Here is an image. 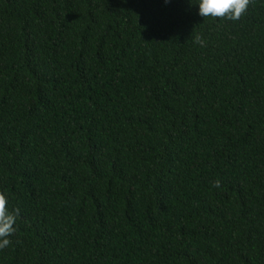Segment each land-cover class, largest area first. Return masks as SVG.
I'll return each mask as SVG.
<instances>
[{
  "label": "trees",
  "instance_id": "obj_1",
  "mask_svg": "<svg viewBox=\"0 0 264 264\" xmlns=\"http://www.w3.org/2000/svg\"><path fill=\"white\" fill-rule=\"evenodd\" d=\"M0 192V264H264V0H0Z\"/></svg>",
  "mask_w": 264,
  "mask_h": 264
},
{
  "label": "clouds",
  "instance_id": "obj_2",
  "mask_svg": "<svg viewBox=\"0 0 264 264\" xmlns=\"http://www.w3.org/2000/svg\"><path fill=\"white\" fill-rule=\"evenodd\" d=\"M188 3L196 6V14L202 18L223 17L235 21L246 11L249 0H188ZM195 40L202 43L199 36ZM214 186L219 187V181H215ZM17 215V210H11L7 206V193L0 192V249L9 245Z\"/></svg>",
  "mask_w": 264,
  "mask_h": 264
}]
</instances>
